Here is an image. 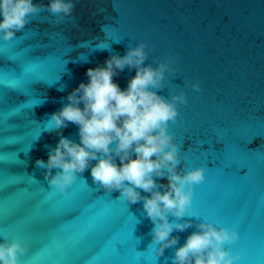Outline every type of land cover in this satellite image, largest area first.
Instances as JSON below:
<instances>
[{"label":"water","instance_id":"obj_1","mask_svg":"<svg viewBox=\"0 0 264 264\" xmlns=\"http://www.w3.org/2000/svg\"><path fill=\"white\" fill-rule=\"evenodd\" d=\"M141 41L155 45L145 65L177 58L159 94H187L169 131L180 145V167L206 169L191 209L199 218L170 215L193 226L174 231L179 243L160 257L143 201L106 193L90 168L64 195L36 166L59 140L50 115L87 82V69ZM0 54V241L28 246L22 264H172L205 218L240 232L226 245L243 251L238 264H264V0H79L61 23L44 12L11 42L0 39ZM135 72L126 67L113 79L126 89ZM197 80L199 92L191 88ZM62 134L79 142L75 124Z\"/></svg>","mask_w":264,"mask_h":264},{"label":"clouds","instance_id":"obj_2","mask_svg":"<svg viewBox=\"0 0 264 264\" xmlns=\"http://www.w3.org/2000/svg\"><path fill=\"white\" fill-rule=\"evenodd\" d=\"M77 3L79 0H49L47 4L0 0V39L11 42L34 16L44 12L61 23L73 15ZM154 49L155 45L150 47L147 41H141L129 47L125 55L112 54L103 65L88 68L87 82L81 81L68 94L67 103L50 115L48 126L60 130L59 140L49 150L47 161L38 158L36 166L46 169L45 181L64 195L90 168L93 183L106 193L118 191V199L131 204L143 201L144 212L154 225L151 245L156 246V256L160 257L179 243V236L172 235L174 231L183 232L193 226L191 220L170 222V215L177 221L185 216L199 218V213L191 209L195 188L205 181L206 169H188L184 164L180 167V145L169 131V124L177 123L179 105H187V94L181 91L172 94L171 99L159 94L166 73L176 71L172 66L177 58L169 54L156 67L145 65ZM99 50H107V46ZM126 67L136 72L127 88L121 89L113 78ZM191 88L202 91L201 82L197 80ZM70 123L78 126L79 142L62 134ZM157 178H167L168 183H158ZM141 191L150 195H142ZM51 195L46 193L47 197ZM195 228L176 248L172 264H238L242 259V250L226 247L240 240L235 228L206 218ZM28 253V246L19 240L0 241V264H22L21 257Z\"/></svg>","mask_w":264,"mask_h":264},{"label":"snow or ice","instance_id":"obj_3","mask_svg":"<svg viewBox=\"0 0 264 264\" xmlns=\"http://www.w3.org/2000/svg\"><path fill=\"white\" fill-rule=\"evenodd\" d=\"M0 55H3L4 56V54H0ZM0 172H2V169H0ZM84 195L87 197L89 195V193L86 192Z\"/></svg>","mask_w":264,"mask_h":264}]
</instances>
